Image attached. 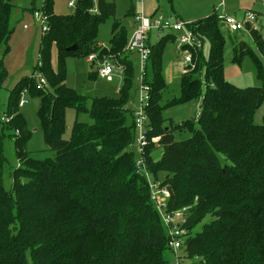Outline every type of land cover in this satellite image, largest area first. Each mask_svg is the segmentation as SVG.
<instances>
[{"label": "trees", "instance_id": "trees-1", "mask_svg": "<svg viewBox=\"0 0 264 264\" xmlns=\"http://www.w3.org/2000/svg\"><path fill=\"white\" fill-rule=\"evenodd\" d=\"M14 1L0 0V91L9 77L5 58L19 10ZM53 7L54 0H44L41 9H20L41 10L49 18L38 51L39 71L49 86L37 88V62L34 73L10 92L3 115L9 120L0 116V264H171L168 232L132 148L137 130L131 103L139 85L136 63L125 51L128 31L114 23L109 44L101 46L100 27L116 15L108 0H97L96 14L93 0H77L67 15H56ZM192 23L209 46L208 56L205 47L193 51L195 70L181 76L180 96L164 105L163 58L176 37L151 44L144 78L150 87L149 144L143 158L153 179L170 191L169 210L187 209L189 233L181 251L187 264H264V124L255 123L264 105V41L255 33L256 58L246 43L233 46V62L240 65L249 57L261 83L239 88L226 79L227 40L216 14ZM73 46L76 51L67 50ZM92 54L93 62L113 59L124 67L118 96L89 97L67 85V60H88ZM92 63L89 80L97 79ZM24 90L40 99L37 116L53 157L36 158L27 150L31 131L19 111ZM194 100L201 101L198 119L166 125L165 109ZM68 109L76 120L65 139ZM81 115L90 121H80ZM176 131L190 137L177 141ZM7 139L14 141L19 162L9 190L4 185L10 168ZM159 149L162 155L154 158Z\"/></svg>", "mask_w": 264, "mask_h": 264}, {"label": "rangeland", "instance_id": "rangeland-1", "mask_svg": "<svg viewBox=\"0 0 264 264\" xmlns=\"http://www.w3.org/2000/svg\"><path fill=\"white\" fill-rule=\"evenodd\" d=\"M71 0H54V13L56 15H67L74 12V8L68 6V2ZM77 1V0H75ZM114 1L116 3V15L107 20L100 27L99 31V42L102 46H107L112 38V27L114 23L119 22L127 26L128 36L130 39L131 30L130 24V13L135 8L134 0H108ZM216 1V0H215ZM16 5H18L19 10L15 14V29L10 40L11 52L5 58V64L9 71V80L6 82L3 90L0 91V116L4 115L6 111L8 98L11 90L23 76L24 72L27 71V76L34 73L35 65L38 62V51L39 43L41 38V33L36 25L33 15L29 12H23L20 9H29L32 6L36 9H41L43 7L44 0H15ZM158 13L157 15H166L172 10V8L177 7L178 9L188 12L192 15L199 14V16L204 17L207 15V11L212 6V0H157ZM217 5V1H216ZM215 5V6H216ZM254 11L259 16L257 22L253 25L254 29L251 32V38L243 33H230L222 28V34L227 40V45L224 52V67L226 79L239 88L257 87L261 83L257 79L255 67L249 57H246L243 62L239 65L233 62V46H239L241 42L246 43L248 50L252 56L255 58L260 55L255 43L254 35L260 34L262 40L264 41V1L263 0H226V12L228 14H236L239 17L244 11ZM39 11V10H38ZM41 11V10H40ZM128 11V12H127ZM185 14V13H184ZM193 22V21H192ZM23 23H29V30L23 29ZM156 33L153 32L151 35L150 43L152 45L158 42ZM129 42V40H128ZM178 41L171 42L167 45L164 54V77L168 83V87L163 92L162 105L166 104L167 101L172 100L180 96V78L182 75L189 74L195 70V68L185 67L181 62L180 53L181 51L177 49ZM203 46L205 47V41L203 40ZM203 47V48H204ZM128 43L125 51L128 53ZM204 53L208 56L209 46L204 49ZM96 57V54H92V57ZM123 56V55H121ZM130 56V55H129ZM1 57V51H0ZM135 55L131 56L133 61H136ZM260 57V56H259ZM258 59V58H257ZM58 62V55L56 47L52 48L51 64L56 70ZM91 62H93L91 60ZM94 71L96 72V78L94 80L88 79V73L91 70L90 64L87 59L80 58H69L67 60V85L77 92L87 95L89 97H104L118 96L119 90L124 82V76L121 73H117L113 76L111 82L106 79L99 77L100 69L102 68L103 62L98 60L93 62ZM186 68V69H185ZM30 71V75L29 74ZM204 75V72H203ZM202 77V74H201ZM139 92H134L132 95V105L138 107L139 103ZM27 103L24 107L20 108L19 111L24 115L28 122L29 129L31 131V138L27 144V150L31 153V156L36 158H48L53 157V152L48 149V146L44 140V134L37 116V112L40 106V99L37 97H31L29 94L25 95ZM201 101L194 100L188 102L184 105L169 107L164 110L163 116L166 119V125L173 123L174 126L181 124L187 120H193L198 118L201 112ZM4 117V116H3ZM76 120V112L73 109H68L66 112V123L67 131L64 135L65 139H69L72 132V127ZM79 120L83 122H89V118L86 115L79 116ZM256 124H264V105L257 112L255 117ZM175 137L177 141L186 140L190 137L187 131H176ZM5 156L7 157L10 168L6 170L4 175V185L6 189H10L12 186V170L16 169L19 162L16 158L14 141L12 139H7L5 142ZM136 152V158H139V153L134 147ZM162 149L153 153L154 158H158L162 155ZM185 258V256L183 255ZM186 259V258H185ZM171 264H176L175 259L171 258Z\"/></svg>", "mask_w": 264, "mask_h": 264}, {"label": "built area", "instance_id": "built-area-1", "mask_svg": "<svg viewBox=\"0 0 264 264\" xmlns=\"http://www.w3.org/2000/svg\"><path fill=\"white\" fill-rule=\"evenodd\" d=\"M264 1V0H263ZM94 7L91 12L98 13L97 0H93ZM136 5H141L142 0H134ZM70 8H76V1L71 0L68 2ZM214 13L217 16L221 27L230 33H243L248 37L251 36V32L254 29L251 25L255 24L259 18L254 11L246 10L239 17L236 14H228L226 12V0H217V5L214 8ZM33 19L38 26L41 34L48 33L49 18L42 11H36L33 15ZM136 27L128 42V52L131 55H135L137 58V82L139 85L138 92L140 94L138 107L131 103V109L134 113V122L137 130L136 144L132 146L136 147L139 153L137 160V166L141 173L146 176L150 189L153 203L158 211L161 221L166 228L169 235V248L173 253V257L176 264H187L186 259L183 257L181 251L188 237L189 231L185 228L187 222V209L178 211L169 210V200L171 198L170 191L160 182L153 179L149 171L147 170L145 160L143 158L146 147L149 144L147 138V124L148 116L146 114V107L149 105V91L150 87L144 84V78L146 74V66L149 62L152 50H151V35L156 33V37L160 39L163 36L174 35L176 41H178L177 49L180 50L181 63L185 67L195 68L193 61V51L197 52L203 49V39L198 33V27L193 25L190 21H185L176 16H149L143 12L136 14L135 16ZM28 26L25 25V28ZM102 46V45H101ZM92 56L88 61L95 60ZM102 68L99 70V77L111 82L115 74L124 73V67L119 64L117 60L105 59ZM38 69L34 73L36 78L37 88L46 90L48 88V81L46 77L39 71L42 67V63L38 62ZM186 69V68H185ZM28 90H24L21 95L19 107L22 108L26 105L27 99L25 95H28ZM200 115H198L199 118ZM196 118V119H198ZM6 116L2 117V121H8ZM18 133V132H17ZM158 138H153L152 142L157 143Z\"/></svg>", "mask_w": 264, "mask_h": 264}, {"label": "crops", "instance_id": "crops-1", "mask_svg": "<svg viewBox=\"0 0 264 264\" xmlns=\"http://www.w3.org/2000/svg\"><path fill=\"white\" fill-rule=\"evenodd\" d=\"M157 0H142V4L141 5H136L135 2H134V6L135 8L132 10V12L130 13V24H129V27H130V30H131V35L136 27V23H135V16L136 14L140 13V12H143L145 13L146 15H149V16H176V17H179L185 21H190V22H194V21H197V20H200V19H204L208 16H211L213 13H214V8H215V5H216V1L215 0H212V6L209 8L211 10H208L206 13L207 15L204 16V17H201L199 16V14H196V15H192L191 13H194V12H188V14L185 12V11H182L180 9H178L177 7L175 8H172V10L170 12H168L166 15H157L158 13V5L156 3ZM110 2V1H109ZM112 3H114L116 5V3L114 1H111ZM128 12V11H127ZM185 13V14H184ZM25 25L28 26L27 28H25ZM122 26L125 27V29H127V26L123 23ZM29 23H23V29L24 30H29ZM31 28V27H30ZM128 31V29H127ZM129 32V31H128ZM130 33V32H129ZM130 35V37H131ZM101 43V42H100ZM10 54V53H9ZM132 56V55H131ZM136 58V57H135ZM87 62L90 64L91 66V61H88ZM135 63H137V61H134ZM8 70V69H7ZM9 73V71H8ZM27 71L24 72L23 76L22 77H25L27 76ZM30 71H29V74L30 75ZM10 76L8 77L7 81L9 80ZM20 78V79H21ZM6 84V83H5Z\"/></svg>", "mask_w": 264, "mask_h": 264}, {"label": "water", "instance_id": "water-1", "mask_svg": "<svg viewBox=\"0 0 264 264\" xmlns=\"http://www.w3.org/2000/svg\"><path fill=\"white\" fill-rule=\"evenodd\" d=\"M68 51H76L77 50V47L76 46H73V47H70L67 49Z\"/></svg>", "mask_w": 264, "mask_h": 264}]
</instances>
